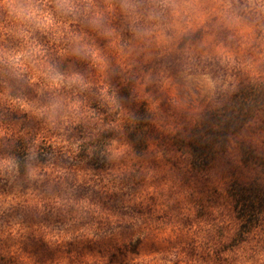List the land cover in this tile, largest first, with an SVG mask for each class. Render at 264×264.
I'll return each mask as SVG.
<instances>
[{"label": "clouds", "instance_id": "1", "mask_svg": "<svg viewBox=\"0 0 264 264\" xmlns=\"http://www.w3.org/2000/svg\"><path fill=\"white\" fill-rule=\"evenodd\" d=\"M0 264H264V0H0Z\"/></svg>", "mask_w": 264, "mask_h": 264}]
</instances>
